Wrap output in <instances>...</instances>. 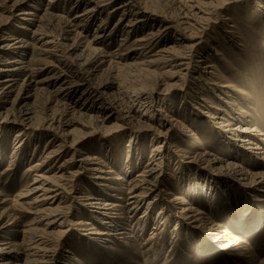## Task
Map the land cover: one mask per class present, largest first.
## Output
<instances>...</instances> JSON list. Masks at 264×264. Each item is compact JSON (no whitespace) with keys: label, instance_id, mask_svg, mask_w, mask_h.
<instances>
[{"label":"bare ground","instance_id":"6f19581e","mask_svg":"<svg viewBox=\"0 0 264 264\" xmlns=\"http://www.w3.org/2000/svg\"><path fill=\"white\" fill-rule=\"evenodd\" d=\"M25 1L0 0V131L4 127L15 130L16 138L24 136L25 140L27 138L31 140L36 134L44 133L49 135L46 144L56 142L57 145H54L40 162L29 167L28 171L33 173V178L24 192L18 194L13 201L0 198V205L6 206L0 213V233L15 226L18 219L14 214L15 211L25 212L31 217L25 226L17 225L22 227L21 233L28 238L22 264H71L72 252L66 250L67 255L60 256L59 249L68 232L67 227L74 218V212L86 211L94 220H97V225L95 224L97 227L93 229L95 232L89 233L88 236L107 242H119L126 236L125 228L115 229L119 228L115 224L117 220H123V217L128 215L126 218L131 222L130 219L134 220L135 215L144 207L140 219L147 217L155 199L158 198L157 195L153 198V195L159 191V187L164 182V164L168 151L165 147H169V134L174 131L180 132L188 140H194L195 137L176 118L175 110H165L162 107V104L164 106L162 98L171 95L162 92L175 88L182 81L185 85L192 80L193 85L197 86L188 99L186 96L179 101L181 110L189 111L190 107L194 108L197 114L217 129L216 132L224 142L234 140L239 146L234 144L235 147L244 150L246 148L264 166V139L259 138L263 136L256 134V130L249 127L251 118L249 114L245 112L249 119H240L243 116L241 114L244 113L241 108L243 105L249 106L252 103L255 88L253 90L244 86L241 88L239 84L230 83L226 85L228 89L226 90L223 85H220V81L222 84L227 82L218 70L219 62L225 61L228 69L235 72L228 59L238 67L240 66L243 71L240 79L243 78L245 84L254 82L253 74L252 76L249 74L253 68L251 60L254 61L257 58L251 49L246 50L247 45L250 44L243 45L250 38L258 37V35L246 31L238 32L236 21L240 19L234 18L233 12L225 11L228 6H232L233 2L230 3V0H176L178 5L176 23L169 21L170 19L167 21L164 19L165 16L162 18L154 13L142 11L135 0H76L80 6L82 5V11L75 12L73 18L68 21L63 20L59 15H48V13H44L36 21L33 14L22 10L16 16L22 17L20 20L33 27L30 31L31 42H28L3 32L8 20L14 16L15 11L20 10L19 7ZM54 1L46 0L49 7ZM116 1H120L119 6L113 11L111 7ZM253 1L254 9L249 8L251 13L248 11L244 13L248 16V21L245 19L241 21L257 22L264 27V0ZM255 1L260 3L256 4ZM117 11L121 12L120 18L106 36L107 25L105 24L108 22L109 15ZM97 18L100 21L94 28L93 36L85 46L81 45L80 41L85 38L82 35L84 29L90 23H94ZM217 21H220L222 25L221 34L207 41L209 51L201 49L204 43L203 36ZM59 24L62 28L54 33L55 26ZM187 30H190V34ZM112 32L120 33L121 38L117 41L118 45L114 53H108L103 49L102 41L107 37L112 40ZM129 42L131 46L122 50ZM184 43L191 44L186 46ZM34 46L44 49L43 52L51 59V62L37 71L41 74L47 71L38 83H35V80L30 81L28 76L20 85L19 78L28 72L25 53L29 47ZM8 53L16 57L8 61L6 60ZM254 69H260V65L255 66ZM103 73L107 75L105 81H100L95 87H89L86 84L88 80L85 79L86 77L90 79L101 76ZM79 75H84V80L78 79ZM229 76L230 74L226 79ZM135 77L141 78L138 87L128 89L127 86L121 85V78L129 82L128 80ZM137 80L139 79L134 81ZM156 81L163 82L161 90H154ZM130 82L132 83V80ZM38 84L40 87H37ZM49 85L51 90L47 88ZM43 87L47 89L49 97L64 106L66 111L62 113L63 115L56 116L53 113L38 119L31 112L33 104L30 105V100L37 93L44 92ZM188 88L189 85L186 84L181 90ZM205 90L215 99L216 104L210 105L207 100L201 98ZM14 93L16 94L10 101ZM77 93L80 94L81 105L69 104V95ZM202 103L205 107L199 110ZM80 120H83V123H79ZM85 120L92 125L90 130L75 134L73 126L87 128ZM28 131L30 134L26 133ZM118 132L131 133L129 144L126 145L128 149L126 164L131 163L132 153H135L137 159H141V149L134 146L137 137L149 135V143L154 142V145H157L150 152L148 160L141 166L140 172L134 177L131 175L130 165L125 166L126 171L123 174L115 175L116 169L110 163L111 160L102 161L101 158L93 157L94 155L91 156L79 149L91 136L99 134V136L110 138V135ZM22 141H17L15 154L23 149ZM103 146L110 155L113 154V152L110 153V148H107L109 145ZM70 151L72 155L62 160V157ZM171 155L176 154L171 153ZM194 157H196L194 161L203 160L206 166L210 168L213 166L226 172L241 186H264V172L253 175L235 162L223 163L217 157L210 158L211 155L207 152L195 154ZM84 177L98 189L104 187L112 189L111 185L120 189L126 187L124 204L120 206L121 204H116L115 201L105 199V195L102 194L100 196L90 194L88 189L87 192L82 193L76 183ZM164 193L169 199L164 201L171 208L175 205L179 206L180 213L187 223L198 222L205 228L209 226L203 220L204 218H201L200 211H195L191 208L192 206H186L181 197L174 198V194L172 196L166 190ZM161 214L166 213L162 210L159 213L156 218L157 225L150 234L151 237L160 236L169 226L167 214L164 218ZM4 219H6L5 222H3ZM81 222H78L81 226H91L87 222ZM84 228H81V231ZM211 231L216 230L212 228ZM220 238L224 239V237ZM8 244L0 243V264H18L21 256L16 250L7 246Z\"/></svg>","mask_w":264,"mask_h":264},{"label":"rangeland","instance_id":"374dc122","mask_svg":"<svg viewBox=\"0 0 264 264\" xmlns=\"http://www.w3.org/2000/svg\"><path fill=\"white\" fill-rule=\"evenodd\" d=\"M119 2L120 1L114 2L111 10L113 9V11H115L117 6H119ZM135 2L142 11L154 13L160 17L162 16V18L165 16L166 18L164 19L167 21L170 19L169 21L174 23L178 20V11H176L178 5L176 0H135ZM231 2H233L232 6H228L225 11L233 12L234 18L240 19L236 21L238 32L242 33L246 31L250 34L257 33L258 35V37L250 38L249 41L245 42L243 45L246 46L250 44L247 45L248 48L246 47V50L251 49L257 58L254 61L251 60L253 68L250 70L251 73L249 74V76L253 74L254 82L245 84L243 78L240 79L243 76V71L240 69V66L238 67L228 59V62L235 69V72L228 69L225 61L219 62L218 70L222 76L225 77L227 82V84H222V81H220V85L226 88V85L231 83L232 85L239 84L241 88L243 86L252 90L255 88L252 103L249 106L243 105L241 108L244 113L241 114L243 116L240 119H249L246 117L245 112L249 114L251 117L248 124L249 127L251 126L252 129H255L256 134L263 136L259 138L264 139V27L257 22L245 23L241 21L242 19H249L244 13H246V11L250 12L249 8L254 9L255 4L253 0H230V3ZM257 3L260 2H256V4ZM82 8V5L80 6L79 2L76 0H55L50 7L47 5L46 0H26L24 4L19 7L20 10L18 9L19 11L13 13L14 16L8 20L3 32L7 35H15L31 42L30 31L33 30V27L20 20L22 17L18 18L16 16L18 12L22 10L28 11L33 14L36 21L44 13H48V15H59L63 20L68 21L73 18L75 12L80 13ZM108 11H110V9ZM120 14L121 12L117 11L109 15L108 22L105 24L107 25L105 32L106 36L110 33V30L113 29L114 24L117 23ZM121 18L124 19L123 17ZM214 18L213 16V19ZM99 21V18H97L94 23H90V25L84 29L86 32L84 31L82 35L85 38L80 41L81 45L85 46L91 39L94 28L99 24ZM125 21H127V19H125ZM220 21L212 24L209 30L206 31V34L203 36L204 43L201 49L209 51L207 50V41H209L211 37L216 38L221 34L222 25ZM56 26L54 33H57V31L62 28L61 24L57 26L58 28H56ZM46 27L49 28L48 26ZM187 32L190 34V30H187ZM120 36V33L116 34L112 32V40H110V37L104 38L102 41L103 49L108 53L113 52L118 45L117 41L121 38ZM190 44L191 43H184L186 46ZM221 44L222 42L219 43L220 46ZM129 46H131V42L122 48V50ZM43 51L44 49L38 46L28 48L24 56L28 65V72L24 73L19 78L20 85L28 76H30V81L35 80V83H38L46 75L47 71L42 72V74L41 72H37L51 62V59H49ZM15 57L14 54L8 53L6 55V60L12 61ZM259 65L260 69H254L255 66ZM229 74L230 76L226 79ZM77 77L82 80L85 78L84 75H79ZM85 79H88L86 80V84L89 87H95L100 81H105L107 75L103 73L101 76L99 75L90 79L86 77ZM135 79L139 80L134 81ZM140 79L141 78L137 77L132 78L128 80L129 82L132 80V83H129L127 80L121 78L120 82L121 85L123 84L122 86H127L128 89H132L138 87L141 83ZM193 82L194 81L189 80L183 85L182 81L175 88H171L167 90V92H162L167 93L166 95L171 94L170 97L162 98V101H164V106L162 104V107H164L165 110H175L174 115L176 118H178L195 137L194 140H188L180 132L174 131L169 134V147H165L168 151L167 158L165 157L167 160H165L166 162L164 164V182L159 187V191L153 195V198L155 195H157L156 197L158 198L155 199L150 213L144 219H140L143 215L144 207L135 215L134 220L130 219L131 222L126 218L128 215L123 217L126 221L124 219H121L122 221L117 220L115 224L119 228L116 227L115 229L125 228L126 230H124V232L127 238L125 236L126 239L124 238V240L119 242H107L103 239H95L94 236H88L89 233L95 232L93 229L97 227V220H94L86 211H79V213L74 212V218L71 219L72 221L67 227L68 232L63 240V245L59 249L60 256L67 255L65 253L66 250L72 252V259H70L71 264H264V186H241L239 183L233 181V178L226 172L218 170L212 165V168L206 166V164L202 162L203 160L199 162L193 159L196 158L194 157L195 154L207 152L211 155L210 158L217 157L221 159L223 163L235 162L242 169L247 170L253 175L264 172V166H262L263 164L261 161L253 156L251 152H248L246 148L245 150L238 149L239 146L234 140H228V143L226 141L224 142L221 136L216 132L217 129L208 123L207 120L203 119L201 115L197 114L194 108L190 107L191 109L189 108V111L184 109L181 110L179 101L184 97L186 98V96L188 99V96L195 90V86L197 85H193ZM186 84L189 85V88L181 90ZM38 86L39 84L37 87ZM110 86L115 87V85ZM161 86H163V82L156 81L154 90H161ZM43 88L44 92L37 93L33 99L30 100V105L33 104L31 106V112H33L38 119L45 118L53 113L56 116L63 115L62 113L66 111L64 106L56 103L55 100L47 94V89L45 87ZM47 88L51 90V85L47 86ZM224 88H222V90ZM183 90L185 91L183 92ZM226 90L228 89L226 88ZM111 92L112 91H110V93ZM206 92H203L201 98L207 100L210 105L212 103L216 104L215 99L211 97L208 91ZM15 94L16 93L12 95L10 101H12ZM79 96V93L69 95L68 103L80 106L82 100ZM187 106L189 107V105ZM203 107H205V104L202 103L199 110H202ZM85 109H87V107H85ZM81 122L83 123V120H80L79 123ZM84 123L87 128H81L79 125L73 126L76 131L75 134L90 130L92 125L86 120ZM26 133L30 134V131ZM225 135L228 137L227 134ZM130 137V132L113 133L110 135V138H105L96 134L91 136L90 139L88 138L79 149L80 151L91 154V156L94 155L93 157L101 158L100 160L102 161L111 160L110 163L112 166L114 165L113 167L116 169L115 175L123 174L126 171L125 166L130 165L132 167H130L131 175L134 177L140 172L141 166L148 160L150 152L157 145H154V142L149 143V135L137 137L134 146L141 149V159H137L134 155L135 153H132V160H129L131 163L126 164L125 160L128 150L126 145L129 144ZM16 139L15 130L12 131L4 127L0 131V198L9 201L15 200V197L24 192L26 187L31 184L33 173L28 171L29 167L40 162L46 153L52 150L54 145H57L56 142L55 144H46L47 140H49V135L44 133L40 135L36 134L31 140H28V138L25 140L24 136ZM19 140H23V149L18 150L17 154H15V146ZM234 144L238 147H235ZM103 145H109L107 148H110V153L113 152V154L110 155ZM45 146H47V148ZM171 150L173 151L171 152ZM171 153H175L176 155H171ZM71 155L72 151L66 153L62 157V160L69 158ZM76 186L82 193L87 192L88 189L90 194H98L97 196L101 194L105 195L107 197L104 196L105 199H110L112 202L115 201L114 203L121 204L120 206L124 204L123 201L126 199V187L120 189V187L111 185L112 189L109 187L98 189L92 185L91 181L86 177L78 181ZM165 190L171 193L172 196L174 194V198L181 197L180 199L186 206H192L191 208L195 211H200L201 218H204L203 220L205 223L209 224V226L205 228V226L198 222L190 223L189 221L187 223L180 213L179 206L175 205V207L171 208L169 204L165 202L167 199L164 193ZM150 201H152V199H150ZM5 208L6 206L0 205V213ZM161 210L167 214L169 226L166 228V232H162L160 236L151 237L150 234L156 228V218L159 216ZM14 214L16 219L18 218L16 224L13 228H7L0 233V243H9L7 246L16 250L21 256L18 264H22L28 238L26 236L24 237L21 230L23 226L29 223L31 217L29 214L22 211H15ZM161 215L163 218L165 217L164 214ZM5 221L6 219L3 220V222ZM78 222H87L91 226H81ZM17 225L22 227H18ZM81 228H84L83 231H81ZM212 228L216 231H211ZM220 237H224V239ZM218 238H220V240Z\"/></svg>","mask_w":264,"mask_h":264}]
</instances>
